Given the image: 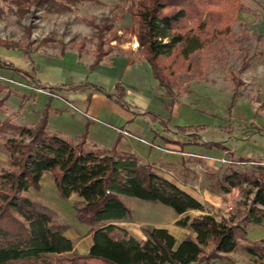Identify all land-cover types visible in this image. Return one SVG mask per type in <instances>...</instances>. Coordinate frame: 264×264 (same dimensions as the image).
Returning a JSON list of instances; mask_svg holds the SVG:
<instances>
[{
  "label": "trees",
  "instance_id": "obj_1",
  "mask_svg": "<svg viewBox=\"0 0 264 264\" xmlns=\"http://www.w3.org/2000/svg\"><path fill=\"white\" fill-rule=\"evenodd\" d=\"M21 14L32 6L49 10L72 11L82 2L102 3V0H10ZM132 25L117 27L123 14L111 10L112 16L93 21L97 28L94 63L114 52L113 41L129 36L139 42L138 52L149 62L154 76L168 95L175 98L181 73H188L202 63L226 60L228 49L235 46L233 24L242 9L241 0H126ZM118 13V14H117ZM0 45L20 47L18 42L0 36ZM129 54L135 50L120 47ZM249 66L244 58L239 74ZM0 67L13 69L39 87L56 90L78 89L91 85L113 95L104 87L92 83L47 85L34 74L0 58ZM236 93L241 79L232 74ZM0 83V110L10 91ZM117 99L124 101V88L116 85ZM146 113L167 122L153 111ZM48 112L32 125H22L0 118V149L8 155L10 169L0 171V264H213L225 258L223 253L242 249L255 260L264 262V238L252 241L245 224L233 219H217L207 212L206 205L176 182L161 174L153 164L144 162L130 151L108 150L89 144L86 137L72 140L48 129ZM176 128L198 141L204 124L177 125ZM15 133L9 135V131ZM210 146V142H205ZM221 145V144H219ZM242 161L248 159L240 158ZM254 168L240 170L229 165L231 172L223 175L225 191L248 182L254 187L252 205L246 220L250 225L264 224V164L255 160ZM45 173H50L59 193L64 197L77 195L74 206L79 219L87 223L93 242L86 253L74 249V241L65 231L67 223L58 220L57 212L26 194L39 188ZM229 185L227 186V184ZM251 191H248L250 193ZM126 197H138L172 207L184 214L177 225L196 233L182 240L166 227L147 226L145 239L135 236L120 222L131 219L132 210ZM205 213L186 214L189 210ZM249 227V226H248ZM247 242H242V240ZM249 240V241H248ZM212 246L207 252V247Z\"/></svg>",
  "mask_w": 264,
  "mask_h": 264
},
{
  "label": "crops",
  "instance_id": "obj_2",
  "mask_svg": "<svg viewBox=\"0 0 264 264\" xmlns=\"http://www.w3.org/2000/svg\"><path fill=\"white\" fill-rule=\"evenodd\" d=\"M241 2L242 9L237 12V20L233 24L236 34V45L233 47L238 44L248 45L242 59H248L249 66L241 74L239 70L231 71V77L213 80L208 103H202V107L200 103L193 105L201 113L208 112V119L199 124L213 128L215 135L211 139L199 132L200 138L194 141V137H188L176 128L177 125L198 124L183 119L187 105L173 99L160 86L151 65L137 51L139 42L136 38L132 42L135 50L132 62H129L128 53L116 50L95 64L93 55L70 47L60 51L33 53L43 55L44 59L34 61L31 70L28 68L29 60L26 65L14 63L32 72L39 82L49 86L87 82L104 87L113 95L91 85L78 89L62 88L56 90L58 94H54L49 88L43 89L35 84L31 93H21L24 105L19 111H11L8 107L9 94L5 101L8 110H0V118L4 120L11 115L18 124L32 125L48 112L49 131L72 140L84 136L89 144L135 153L142 161L153 164L161 174L200 199L206 205L207 212L215 216L210 210V203H214L217 197L211 186H207L211 183L207 180V174L215 173L221 167L218 159L226 158L231 163L229 165L233 166V163L253 164L257 163L255 160L264 161V0ZM119 4L128 6L126 0H102L101 3L123 14L122 21L117 22L116 26L128 28L133 23L131 15L126 9L116 8ZM11 70L15 73L12 77L16 78L19 74ZM232 74L238 75L242 82L236 94ZM117 84L124 88L123 99L128 106L117 99ZM10 90L13 88L10 87ZM5 93L0 92V95ZM146 110L160 114L167 126L160 118L155 119L146 113ZM224 130L228 133L225 134ZM205 142H210V146ZM246 147L249 150L246 151ZM240 158L248 160L241 161ZM46 175H43L41 185ZM49 182L53 184L54 180L50 179ZM53 185L56 187L55 183ZM203 213L200 210L198 215ZM182 215L177 213L172 221L164 223H153L145 219L123 220L120 223L140 239L146 238L145 232L141 231L142 225L166 227L178 240L187 235L195 238L196 233L189 227L177 225ZM138 223L141 226L139 231L129 226ZM258 226L263 232L258 239H262L264 224L252 225L250 228ZM74 249L78 250L75 242ZM88 250L89 247L82 253ZM223 255L230 259H223L226 262L217 260L213 264H255L246 253L232 251Z\"/></svg>",
  "mask_w": 264,
  "mask_h": 264
},
{
  "label": "rangeland",
  "instance_id": "obj_3",
  "mask_svg": "<svg viewBox=\"0 0 264 264\" xmlns=\"http://www.w3.org/2000/svg\"><path fill=\"white\" fill-rule=\"evenodd\" d=\"M110 10L111 9L99 3L87 1L78 3L74 6L72 11L67 12L49 10L47 7L43 6H32L29 12L21 14L17 10V6L10 0H0V36L6 40L18 42L20 44V47L16 48H7L0 45V58L16 63L17 65H26V61L29 60V70L32 69L34 61L40 62L44 59L43 55L33 54L35 52L60 51L61 49L74 47L80 51L89 53V55H93L95 58L97 28L92 25V22L94 21L96 24L99 23L100 18L112 16L114 13L111 14ZM129 38L130 37L127 35L123 36L122 41H113L112 44L117 47L114 49V53L116 50H119L120 47H124L123 45L132 47V42L135 38L132 41H127ZM230 47L225 61L219 63L213 60L207 61L195 67L192 71L179 75L176 94L173 96L176 100L187 105L183 113L184 116H182L186 121L195 124H199L200 121H206L205 119H208L209 116L206 109V112L201 113L199 110H196L193 105L200 103L201 105L199 106L202 107V103H208L209 90L213 80L231 77V71L238 72L248 45L242 46L238 44L237 47ZM12 75L15 76V73L11 69L0 67V83L5 85V90L10 91V87L13 88L10 93V98L7 101L8 107L11 111H19L24 105L21 93H31L32 86L35 85V83L23 78L24 76L17 75L16 78H13ZM164 90L166 91L165 88ZM1 96L3 95H0V97ZM3 109L4 111L8 110L5 103L2 105L1 110ZM9 118L10 120H14L11 115H9ZM212 129L211 126H204V128L199 130L200 135L207 139H211V137L215 135V131L213 132ZM14 133V131L10 130L8 134L11 135ZM224 133L227 134L228 132L224 130ZM245 150H249V147H246ZM218 161L222 164L221 167L218 168L215 173L208 172L209 174H207L209 175L207 180L211 182L208 183L207 186H211V190L215 192L214 195L217 197L213 200L214 203H210V210L214 212L219 220L224 218L228 220L233 219L236 222L245 224L249 229L252 225L248 224L246 216L250 205H252V191L254 187L248 182H245L243 185L231 187L230 191H225L224 179L222 177L225 172H231L230 168H228L231 163H229L226 158H219ZM8 162L7 153L0 149V171L12 168ZM233 164L240 170H250L254 168V164L251 163ZM50 179L53 180L51 174L47 173L45 179L42 181V185L39 188H31L26 194L53 208L57 214L59 213L58 220L68 224L65 233L76 243L78 249L76 251L82 253L92 245L93 236L89 233L90 226L81 221L77 216L74 204L78 197L76 195L71 197L62 196L53 185L54 183L51 184L49 182ZM228 185L229 183L227 186ZM248 191L251 192L248 193ZM228 192L230 193L225 194ZM125 200L132 210L133 215L131 219L134 221L145 219L153 221V223H164L172 221L171 219H173V216L177 215L172 207L160 202L148 201L138 197H126ZM228 201H232L234 204V210L231 212L225 210V202ZM199 213L200 210L192 209L186 214L193 217L197 216ZM129 220L130 219H128V221ZM129 226H132L137 231H139L138 229L141 227L140 223ZM147 226L149 225H142L141 231L144 232V228ZM262 235L263 232L259 226L252 227L248 230V238L250 240H260L258 238ZM179 240L182 239L179 238ZM242 242L247 241L243 239ZM211 248L212 246L207 247V252H209ZM235 252L247 254V252L242 249H237ZM247 255L253 263L264 264L262 260L257 261L253 256Z\"/></svg>",
  "mask_w": 264,
  "mask_h": 264
},
{
  "label": "built area",
  "instance_id": "obj_4",
  "mask_svg": "<svg viewBox=\"0 0 264 264\" xmlns=\"http://www.w3.org/2000/svg\"><path fill=\"white\" fill-rule=\"evenodd\" d=\"M42 88V87H41ZM44 89V88H43ZM260 163L264 164V161H261ZM225 210L227 212H231L234 210V204L232 201H228L225 203Z\"/></svg>",
  "mask_w": 264,
  "mask_h": 264
}]
</instances>
